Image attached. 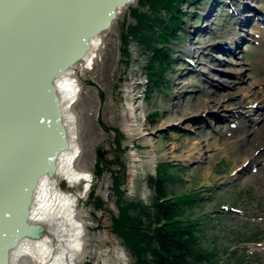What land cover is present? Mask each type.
<instances>
[{
    "label": "rangeland",
    "instance_id": "obj_1",
    "mask_svg": "<svg viewBox=\"0 0 264 264\" xmlns=\"http://www.w3.org/2000/svg\"><path fill=\"white\" fill-rule=\"evenodd\" d=\"M136 1L128 7L136 6ZM213 1L199 0L196 4L181 5V10L185 13L184 25L177 41L171 44L173 62L168 71L167 84L163 87L155 90L145 87L143 65L146 57L136 41H129L130 61L126 64L124 60L120 33L123 23L132 20L128 17V7L122 10L111 30L103 37L93 68L79 72L77 82L82 88L75 110L78 112L82 145L80 164L90 171L92 180L88 191L79 199L86 231L84 250L76 264L132 262V257L110 230L109 213L95 211L88 203V194L95 188V195L103 197L108 210L116 212L110 172L105 171L95 180V150L98 145L108 151L107 164L110 160H115V156H121V161L125 162L127 168L122 189L127 192L128 197L141 199L145 204L150 203L152 196L146 177L156 172L159 163L178 164L176 166L181 169L177 177L181 181L175 182L170 188L177 194L191 191L199 195L196 205L187 214L192 217L205 214L209 218L205 221L202 244L209 248L216 246L218 255L224 262L232 263L242 256V264H264V145L261 153L256 154L257 151H254L255 157L252 160H244L253 149L264 143V107L249 113V120L243 114L235 120L220 110L217 104L212 109L202 110L201 104L206 99L207 92L215 89L228 93L236 89L230 90L220 80H231L233 77L223 78L224 74L218 71L228 67L226 62L235 58L226 53L218 54L217 47H209L204 51V62L195 64L197 72L202 67L206 72L205 75H199L189 73V69L193 68V59L179 50L181 47L201 46L202 42L234 47L236 38L241 35L238 55L244 79L237 85H252V91L261 94L264 91V45L254 39L256 34H251V31H256L254 27L259 23L258 18L263 11L260 5L264 4V0ZM244 5L247 9L237 15L239 7L242 9ZM210 6L211 15L203 18ZM254 10H259L260 13L255 16ZM247 14L253 19V24L240 29L236 25L237 18ZM204 23L209 26V33L197 36L196 33H191L194 32L192 28ZM232 32L235 33V38H232ZM218 56L223 58L221 66L216 60ZM258 79L262 81L261 85L255 86L253 82ZM178 81L189 83L179 101L183 111L192 112L183 118L180 117L181 110L171 102L176 95L174 84ZM135 96H138L141 103L144 127L152 131L149 135L139 136L126 130L128 104L134 101ZM250 99L245 98V105H248L246 102ZM245 109L248 110V106L244 107L243 112ZM176 118H179L178 122L168 123ZM241 121L250 124V135L245 143L235 137V134L226 133V130ZM114 128L123 135L121 140L114 134ZM220 141H226V144L223 148L216 149L214 144ZM192 144L205 153L201 161H185L174 156L185 154ZM130 152L134 153L136 160L130 157ZM155 154L165 156L155 161L150 160ZM116 169L118 164L113 163L111 170ZM170 169L174 172L176 167L171 166ZM251 235H257L259 241L247 242ZM115 247L123 253L122 259L117 257Z\"/></svg>",
    "mask_w": 264,
    "mask_h": 264
},
{
    "label": "water",
    "instance_id": "obj_2",
    "mask_svg": "<svg viewBox=\"0 0 264 264\" xmlns=\"http://www.w3.org/2000/svg\"><path fill=\"white\" fill-rule=\"evenodd\" d=\"M133 1L0 0V46L11 50L0 55V115H19L15 126L0 132V264L9 263L21 238L36 233L29 222L35 186L68 145L54 80ZM41 13L50 16L42 19ZM107 153L98 145L96 160L107 164Z\"/></svg>",
    "mask_w": 264,
    "mask_h": 264
},
{
    "label": "bare ground",
    "instance_id": "obj_3",
    "mask_svg": "<svg viewBox=\"0 0 264 264\" xmlns=\"http://www.w3.org/2000/svg\"><path fill=\"white\" fill-rule=\"evenodd\" d=\"M236 2H238V0ZM258 2H260V0H258ZM260 6L263 10L262 13H260L259 10H254V15L257 16V13H260L261 17L264 18V4ZM246 9L247 7H245V5L242 7V9L240 6V11L237 12V15L242 14ZM211 11L212 7L210 6V8H207L205 13L203 14V18L209 17L211 15ZM121 12L122 11L118 13L117 18L121 14ZM248 15L249 14H247V16L245 17L239 16L237 18L238 20L236 25L240 29L245 26H252L253 19H251L250 15ZM49 16V14L45 15L44 13H41L42 19H44L45 17L49 18ZM37 19H39V17H37ZM116 21H114L113 24ZM258 21L259 23H257L254 27L256 31H253V33L251 31V34L255 33L256 35H254V39L264 45V22L260 21L259 19ZM2 23L3 21L0 20V27ZM14 27H17V25H14ZM111 28H109L105 32H102L101 34L91 37L89 39L90 46L85 51L82 58L68 67L61 77L54 80L56 92L61 102L62 122L66 129L68 145L65 149L61 150L56 155L52 170L45 173L38 179L35 190L33 192L29 217V222L37 227L36 233L31 236H24L19 240L16 247L9 251L10 253L8 264H76L79 255L84 250L86 226L84 223L83 211L79 207V199L88 191L92 180V175L88 169L84 168V166H81L80 164V159L82 156V145L79 136L78 112L77 110H75V105L80 99L82 87L77 82V78L79 72H85L93 68L92 65L94 64L95 58L97 57L98 52L100 51L103 44V37L111 30ZM192 29L194 32L191 33H196V36L200 33H209L210 30L209 26L205 23L200 25L199 27ZM232 34V38H235V33L232 32ZM21 41L22 39L19 36V42ZM240 41H242L241 35L236 38L234 47L229 45L220 46L216 43L207 44L205 42H202L201 46L193 45L188 47H181L179 48V50L186 52L188 56L192 57L193 59L191 65L193 68L189 69V73H198L199 75H203V73L205 75L206 72L203 67L200 68V72H197L195 64L196 62L201 64L204 62L202 57L205 55L204 51L207 48L217 47L219 49L218 54L226 53L233 56L235 59H231L228 63L226 62L228 67H225L222 71L218 69V71L221 74H224L223 78L233 77V79L231 80H220L223 81L222 83L224 85L229 86L230 90H232L233 88L236 89H233L228 93L226 91L221 92L215 89H211L212 91L209 90L210 92H207V97L203 100L201 106L202 110H207L214 108V104H217L218 108L225 111L229 115V117H232L236 120L241 114H243L248 117L249 120V113H251L255 109L264 107V91H262L261 94H257L250 88L252 85L245 87L237 85L244 79L241 69V60L239 59L240 57L238 55ZM22 43L23 42H21L20 44ZM0 49V55L11 52V50L7 49L5 45L0 46ZM12 56L19 57L14 53H12ZM23 59L31 60L28 57L17 58L18 61ZM216 60H218V65L221 66V64L223 63V58H219L218 56L216 57ZM16 62V60H12L13 64L11 63L12 65L10 66L14 68L16 66L14 65V63ZM207 76L208 75H206V77ZM180 80H182V78ZM261 82L262 81L258 79L255 80L253 84L255 86H259L261 85ZM188 85L189 83H185V81H178L174 84L176 95L171 102L175 107H178L181 110V118L186 117L192 112L183 111L182 103L181 101H179L182 93L185 90V86ZM137 97L138 96H135V98H133L134 101L128 104V120L126 117L125 122L126 130L128 133L134 132L139 136L149 135L152 133V131H149L144 127L145 123L142 119L144 115H142V111L140 109L141 103L137 99ZM245 98H251L246 102L248 103V105H245L244 103ZM247 106L249 109H245V112H243L244 107ZM10 113L12 114V116L11 114L0 115V132H8L11 128V123L13 124V126H15L16 123L19 122V115L15 116L13 114L14 111H10ZM131 118H133L134 120ZM178 119L176 118L174 120L168 121V123L178 122ZM262 119H264V117H262ZM249 125L250 124L248 122L241 121L240 123L234 125L232 128L226 130V133L229 132V135L235 134V137L237 136L239 140L245 143L247 142V138L249 137L251 131L248 127ZM225 144L226 141H220L215 143L214 146L216 147V149H221ZM192 145L193 146L187 149L185 154L174 156L185 161H201L205 153L201 152L200 147H196L195 144ZM262 145H264V143L259 144L255 149H253L251 153L245 157L244 160H252L255 157L254 151H257L256 154L261 153L263 147ZM134 156V153L130 152V157H132L133 160H136ZM161 156L165 155L155 154L150 157V160L155 161ZM115 249L117 251V257L119 259H122L123 253H121L120 250H117L116 247Z\"/></svg>",
    "mask_w": 264,
    "mask_h": 264
},
{
    "label": "trees",
    "instance_id": "obj_4",
    "mask_svg": "<svg viewBox=\"0 0 264 264\" xmlns=\"http://www.w3.org/2000/svg\"><path fill=\"white\" fill-rule=\"evenodd\" d=\"M199 0H137L136 6L128 7L131 21L123 23L120 33L122 53L126 64L130 61L129 41H136L146 57L143 65L145 87L155 90L167 84L173 54L171 44L177 41L183 27V3L196 4ZM145 8V9H142ZM101 96V94H100ZM122 139L123 135L112 129ZM119 143V141H117ZM124 149V148H123ZM113 163L118 169L111 170ZM178 165V164H176ZM169 162L157 165L154 174L146 177L152 196L150 203L128 197L122 189L127 177V168L121 156H115L109 164L94 163L95 180L105 171L110 172L116 212L108 210L103 197L95 195V188L88 194V203L95 211H107L110 215V230L132 257L131 264H242V256L234 262H224L217 247L202 244L205 234V214L192 217L187 212L196 205L199 195L195 192L177 194L171 186L178 181L181 167ZM176 170L171 171L170 167ZM257 242L251 235L247 242Z\"/></svg>",
    "mask_w": 264,
    "mask_h": 264
}]
</instances>
